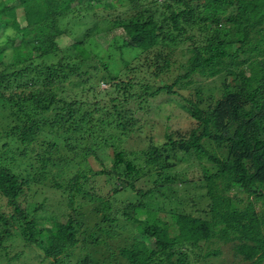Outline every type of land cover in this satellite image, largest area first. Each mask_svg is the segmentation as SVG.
I'll return each instance as SVG.
<instances>
[{"label": "trees", "instance_id": "1", "mask_svg": "<svg viewBox=\"0 0 264 264\" xmlns=\"http://www.w3.org/2000/svg\"><path fill=\"white\" fill-rule=\"evenodd\" d=\"M191 1L0 0V196L11 208V212L0 209L3 264H11L9 261L19 255L17 252L9 257L7 252L11 245L8 243L16 235H23L25 244L39 247L43 251V256H39L41 261L47 260L48 264H112L118 255L124 258L123 264H191L189 253L194 249L202 259H216V264H234L227 259L229 252L238 262L260 264L264 261V210L257 209L259 201L264 202V0H210L222 10V16L214 18L210 25L193 15ZM124 6L125 10L121 8ZM80 9L85 13L80 14ZM41 11L46 12L44 18L38 16ZM18 12L22 23L17 18ZM86 14H91L93 20L108 18L117 24L93 33L85 29L72 37L68 28L70 19L76 18L85 24ZM112 15L115 17L111 18ZM189 31L200 33L205 39L200 46L186 48L192 56L183 65L184 72L177 80L193 83L195 74L202 78L220 75L219 97L209 100L212 103L206 108L183 105L181 109L187 111L195 126L184 132L172 130L161 143L147 145V151L132 150L128 155L112 141L113 136L98 137L96 147L112 148L110 166L96 171L83 169L74 175L67 186L68 195L63 199L65 220L38 229L33 212L42 204L31 211L27 205L21 207L16 203L31 181L21 178L3 163L16 157L14 145L39 142L45 126L53 125L58 119L72 120L62 132L72 134L75 140L95 139L94 133L91 134L95 126L92 113H88L89 128L79 122L84 128L81 132L76 127L78 122L73 120L79 102L57 97L54 89L66 80L61 75L67 70L66 76L75 73L88 75L90 79L100 73L109 85L125 89L126 93L132 85L131 79L115 81L120 69H112L109 61L116 51L125 68L128 61L122 59L124 49L129 48L127 54L134 52L128 58L131 59L138 52L155 47L161 34L172 43L190 41L193 44L195 33L187 34ZM34 58L41 61L33 65ZM26 61L28 64L22 67ZM167 63L168 59L164 58L162 66ZM31 71L33 74L29 75ZM147 90L149 85L144 86L141 94L126 93L127 97L119 104L128 102V98L146 97ZM154 94L150 92L147 96ZM119 98L114 97L112 102ZM119 116L123 120L132 119L126 110ZM167 117L170 122L173 118L176 122L185 119L182 112H170ZM58 130L61 131V126ZM38 137L40 140H36ZM46 145L31 159L42 160L38 157L48 152ZM211 145L213 149L209 148ZM82 151L90 150L83 146ZM20 154L25 157L27 153ZM132 156L133 160L129 158ZM140 156L146 157V168L135 164ZM191 159L199 165L203 200L191 199L194 209L174 207L165 216L158 215L159 206L148 201L157 199L158 188L143 190L135 184L139 180L146 182L144 178L149 179L151 175H162V180L169 181L172 177L162 172L175 163ZM35 161L29 164L31 174ZM102 175L113 177L121 187L104 195L102 191L96 192L94 178ZM153 182L157 184L156 179ZM234 186L243 188L245 199L231 194ZM123 191L128 196L121 211L140 238L133 234L128 243L111 250L108 240L121 237L111 227L116 221L114 215L118 209L115 207L121 202L113 198ZM74 192L104 196L94 206L100 220L93 228L84 227L82 232H79L80 221L72 215ZM78 232L82 233L81 241L76 236ZM79 242L82 243L80 256L71 263V250ZM225 245L229 251L221 248Z\"/></svg>", "mask_w": 264, "mask_h": 264}, {"label": "rangeland", "instance_id": "2", "mask_svg": "<svg viewBox=\"0 0 264 264\" xmlns=\"http://www.w3.org/2000/svg\"><path fill=\"white\" fill-rule=\"evenodd\" d=\"M143 2L145 3V0H143ZM190 5L193 7V15L197 17L200 22L208 25L213 24L214 18L222 16L221 7L217 8L216 4L211 3L210 0H192ZM121 8L124 10L126 9L125 6ZM19 11H21V9H19ZM81 13L83 14L85 12L80 9V14ZM80 14L77 13L76 15L80 16ZM86 15H84L86 18L84 20L85 24L78 22L76 18L70 19L68 28L72 31V37L78 36L79 33L85 29L93 33L97 30H109L111 29L110 26L117 24V22L109 20L108 18H97L93 20L91 14ZM38 16L44 18L46 12L41 11ZM114 17L113 15L111 16V18ZM17 18L22 23L21 14L19 12ZM88 18H90V21ZM74 20H76V22H74ZM157 21L158 23L160 22L159 20ZM220 24H222V21H220ZM191 33L195 32L189 31L187 34ZM195 38L196 40L193 44L190 41L183 44L172 43L171 40L164 39L161 34L157 38L155 47L149 49L148 52H138L136 56L131 59L128 58L135 54L134 52L127 54L129 48H126L122 56L123 60L128 61L125 68L122 67L119 51L113 54L112 60H109L111 68L115 69V67H117V69H120V73L115 81L126 82L131 79L132 85L126 90V93L133 92L141 94L144 90V86L149 85L150 90L146 92H153V94L155 93L154 96H147V93L146 97L142 95L141 99L128 98V102L119 104V101L124 96L127 97L125 89H119L109 85L102 78L100 73L98 76L91 77L90 79L87 78L88 75L78 76L75 73L66 76L67 70L61 75L66 80L61 82V85L57 86L55 84L57 88L54 90L57 91V97L66 101L72 100L73 102H79L77 104L79 108L73 120L78 122L76 127H78L81 132H83L84 129L83 124L85 127L88 125V113H92L91 116L95 119L93 122L95 126L91 134L94 133L95 139L93 140L91 137L88 141L75 140L72 134L62 132L65 129L64 127H67L68 123L72 120L62 121L58 119L53 125L50 126L49 123L45 126V132L42 134L43 139L40 140L39 137L36 138V140H40L39 142L35 141L28 146L20 143L14 145L13 150L16 153V157L14 159L8 158L3 163L21 178H26L31 181L28 186L24 187V191L16 203L21 205V207L27 205L31 211L39 204H42L38 206L39 210L37 209L36 212H33L35 226L38 229L50 227L55 221L65 220L63 211L66 204L63 202V199L68 195L69 190L67 186L74 175L79 174V171L83 169L84 171H96L103 170L104 167L110 166V158L113 154L112 148L103 149L96 147L95 141L98 137L113 136L114 139H112V141H114L117 146L122 147L128 155H130L128 152L132 150L144 149V151H147L149 147L147 145L161 143L165 140V135L172 130L179 129L184 132L195 126L196 123L191 119L187 111L185 112L184 109V111L181 109L183 105L190 106V108L193 107L192 105L206 108L205 106L212 103V101L209 100L219 97V86L221 83L220 75L202 78L195 74L192 77L194 80L193 83L187 82V79L179 78V80H177L184 72L183 65H186L192 56V52L186 50V48L194 44L200 46L203 44L205 36L200 33H195ZM164 58L168 59V63L162 66ZM40 61L41 59L34 58L32 64L35 65ZM26 64H28L27 61L22 67H25ZM37 69H41V66ZM32 74L33 71H31L29 75ZM23 80H26V78L21 79V81ZM56 83H58V81ZM39 86L42 87L41 84ZM156 89L159 90L156 91ZM114 97L120 98L113 103L112 99ZM144 98L147 100L144 101ZM138 102L139 104L137 105L136 103ZM116 103L118 105L115 107ZM54 107H56V105H54ZM122 110H126L132 119L128 120V118H126L123 120L120 118L119 113H122ZM170 112H182L185 116L184 122L182 120L181 122H176L175 118L170 122L167 117ZM51 113L54 114L56 111H52ZM51 117H53V115ZM122 121L125 124H120L121 126H119V123ZM79 122L83 124L79 126ZM130 122H134L133 125H131ZM90 125L91 124H89L87 128H89ZM59 126H61V131L58 130ZM45 145L48 152L38 157L42 160H32L31 157L34 153ZM83 146H87L90 151H82ZM209 148L213 149L214 146L211 145ZM23 151L27 153L25 157L20 154V152ZM129 158L133 160V156ZM145 160L146 157L140 156L135 160V164L146 168ZM32 161H35V165L34 171L31 174L29 164ZM205 164L209 165V162ZM89 173L90 172H87V176ZM162 173L165 176L172 177V179L165 181L161 179L162 175H151L149 179H146V177L144 178L146 182L139 180L135 184L136 188H141L143 190L155 186L158 188V192L156 193L157 199H155V201H153L154 199H148L149 202H153L159 206L161 211L158 215L165 216L167 211L174 207L177 209H194L191 206L192 202L190 200H203L201 197L204 188L202 189L203 183L199 179V165L192 159L177 164L175 163ZM155 179L157 180V184L153 182ZM158 179L162 181L158 182ZM118 184L119 183H117L113 177L107 178L102 175L94 178L95 191H102V195L108 194L111 189L120 188L121 185ZM74 193L72 215L73 218L75 217L77 221H80L81 227L79 232H82L84 227L93 228L100 220V213L94 211V206L97 201L104 196L100 195L97 197L96 193H94V197H92V195L87 194V192ZM231 194L241 199H245L246 196L245 191L240 186H234ZM127 196L128 194L126 191H123L119 192L113 198L117 202H121L115 207V209H118L117 212L113 209L115 211L114 217L116 221L111 227L119 233L121 237H113L108 240V243H110L109 245L112 247L111 250L125 245L126 242L128 243L129 239L133 237V234L136 235V238H140L138 233H136L135 226L125 220L126 218L121 211L122 206L125 205L124 199ZM55 208L57 210H55ZM0 209L5 212H11V208L5 204V199L1 196ZM257 209L264 210V202L259 201ZM54 210L56 211L55 213L53 212ZM18 232L19 229H17V233ZM79 232L76 236L80 238L81 241L83 237L81 236L82 233L79 234ZM22 236L16 235L14 239L10 242L8 241L9 245L11 243L7 250L8 256L11 257L19 252L18 257L16 259H11L9 263L35 264L40 262V264H48L47 260L41 261V257H39L40 255L43 256V251L37 246L25 244L24 240L21 238ZM149 244L152 245L153 243L150 242ZM202 244L203 243H201V245ZM80 245H82V243L79 242L72 248L69 262L74 263L75 259L80 256ZM221 248L229 251L228 245L222 246ZM197 252V249H194L189 253L191 264L215 263L214 261L216 259H202L197 255ZM227 259L230 260V263L233 261L234 264H256L255 262H238L236 258L231 256V252H229V255L227 254ZM123 262L124 258L118 255L112 264H123ZM3 263L4 261L1 258L0 264ZM260 264H264V261Z\"/></svg>", "mask_w": 264, "mask_h": 264}]
</instances>
